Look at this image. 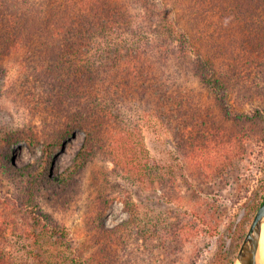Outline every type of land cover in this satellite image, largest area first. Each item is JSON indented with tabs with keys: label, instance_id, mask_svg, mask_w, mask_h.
Returning <instances> with one entry per match:
<instances>
[{
	"label": "trees",
	"instance_id": "obj_1",
	"mask_svg": "<svg viewBox=\"0 0 264 264\" xmlns=\"http://www.w3.org/2000/svg\"><path fill=\"white\" fill-rule=\"evenodd\" d=\"M145 1L149 20L136 25L132 7L123 0H0V59L22 55L19 93L29 107V131L45 118L40 157L16 170L29 187L26 204L37 213H42L37 195L47 188L57 192L73 182L100 150L111 157L115 171H133L138 151L129 138L127 116L135 108L156 112L164 119L197 113L202 92L185 83V76L192 77L203 91L219 97L236 93L244 103L251 101L254 89L237 76L238 70L253 60L258 62L259 55L253 56L251 51H260L257 48L264 37V0ZM190 115L176 134L183 154L197 158L198 163L216 158L235 140L247 147L253 139L248 132L238 137L231 134L215 141L210 150V142L203 143L206 139L201 137L206 135L203 118L207 114ZM229 117L249 118L242 112ZM252 117L264 121L260 111ZM49 123L51 128L46 131ZM75 130L85 132L84 144L62 176L51 179L52 155ZM27 135L32 137L25 131L14 133L9 145L25 139L35 152L36 143L23 138ZM8 165L14 169L12 159ZM47 181L53 186L48 187ZM263 201L264 192L254 212ZM124 207L129 219L115 228L103 223L101 230L105 240L112 239L115 246L124 243L128 251L125 239L131 230L139 235L145 232L139 228L135 201L128 198ZM42 217L40 231L31 223L18 221V227L41 243L44 252L30 263L84 264L72 249L67 250L66 228L47 214ZM9 226V218L0 216V264H28L4 244ZM100 249L106 262L113 255L111 243L104 241Z\"/></svg>",
	"mask_w": 264,
	"mask_h": 264
},
{
	"label": "rangeland",
	"instance_id": "obj_2",
	"mask_svg": "<svg viewBox=\"0 0 264 264\" xmlns=\"http://www.w3.org/2000/svg\"><path fill=\"white\" fill-rule=\"evenodd\" d=\"M123 1L132 7L136 25L147 24L148 12L143 7L147 1ZM260 40V51H251L253 56L259 55L258 62L253 60L238 70L237 76L238 81L242 77L248 80V86L254 89L251 101L244 103L236 93L219 97L203 91L192 77L184 78L192 89L202 92L196 109L207 114L203 118V143L209 141L211 150L215 141L248 132L253 139L247 147L235 140L216 158L207 157L210 161L200 159L205 164L198 163L197 158L183 154L176 134L182 121L198 112L164 119L156 112L135 108L127 116L129 138L138 151L133 171H115L111 157L100 150L73 182L57 192L47 188L37 195L36 203L42 213L26 204L29 187L16 170L40 157L45 118L35 122L33 131H29V107L19 93L22 55L0 59V216L8 217L10 223L5 234L6 248L16 258L27 259L28 264L39 260L38 254H44L41 243L30 239L18 227V221L31 223L40 231L42 216L47 214L66 228L70 240L67 250L72 249L84 264H235L257 212L254 208L264 192V121L252 117L255 111L264 114V37ZM241 112L249 118L230 119ZM50 128L51 123L46 131ZM21 131L32 134L23 138L36 143L35 152L25 139L9 145L10 136ZM84 141L85 132L81 130L63 140L52 155L51 179L58 180L70 167ZM11 159L14 169L8 165ZM47 183L48 187L53 186ZM128 198L138 206L139 228L145 234L131 230L125 239L129 250L125 251L124 243L115 246L112 239L105 240L101 228L103 223L115 228L129 219L124 207ZM108 201L109 205L102 206ZM261 239L264 240V230ZM104 241L111 243L113 252L106 262L100 254Z\"/></svg>",
	"mask_w": 264,
	"mask_h": 264
},
{
	"label": "water",
	"instance_id": "obj_3",
	"mask_svg": "<svg viewBox=\"0 0 264 264\" xmlns=\"http://www.w3.org/2000/svg\"><path fill=\"white\" fill-rule=\"evenodd\" d=\"M264 226V201L258 208L237 254L235 264H258L260 236Z\"/></svg>",
	"mask_w": 264,
	"mask_h": 264
},
{
	"label": "bare ground",
	"instance_id": "obj_4",
	"mask_svg": "<svg viewBox=\"0 0 264 264\" xmlns=\"http://www.w3.org/2000/svg\"><path fill=\"white\" fill-rule=\"evenodd\" d=\"M263 230H264V226H263L262 232ZM257 261H258V264H264V240L261 239V236H260V246H259Z\"/></svg>",
	"mask_w": 264,
	"mask_h": 264
}]
</instances>
